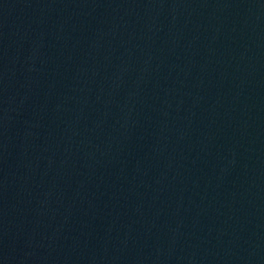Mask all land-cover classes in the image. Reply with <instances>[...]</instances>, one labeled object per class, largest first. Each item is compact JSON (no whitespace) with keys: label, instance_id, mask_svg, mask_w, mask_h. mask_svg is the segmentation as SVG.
<instances>
[{"label":"water","instance_id":"1","mask_svg":"<svg viewBox=\"0 0 264 264\" xmlns=\"http://www.w3.org/2000/svg\"><path fill=\"white\" fill-rule=\"evenodd\" d=\"M0 264H264V0H0Z\"/></svg>","mask_w":264,"mask_h":264}]
</instances>
